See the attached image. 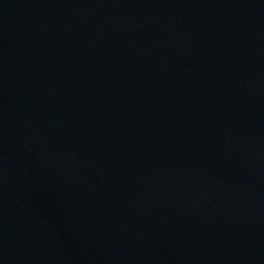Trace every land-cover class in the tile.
I'll return each instance as SVG.
<instances>
[{"label": "water", "instance_id": "obj_1", "mask_svg": "<svg viewBox=\"0 0 264 264\" xmlns=\"http://www.w3.org/2000/svg\"><path fill=\"white\" fill-rule=\"evenodd\" d=\"M0 264H264V0H0Z\"/></svg>", "mask_w": 264, "mask_h": 264}]
</instances>
